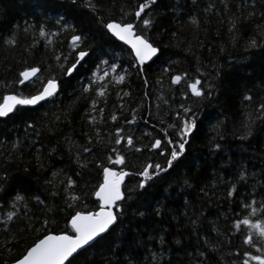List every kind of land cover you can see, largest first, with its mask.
<instances>
[{
	"label": "trees",
	"instance_id": "1",
	"mask_svg": "<svg viewBox=\"0 0 264 264\" xmlns=\"http://www.w3.org/2000/svg\"><path fill=\"white\" fill-rule=\"evenodd\" d=\"M68 2L0 0V102L10 92L24 96L35 94L38 84L15 83L25 67H39L38 76L42 77L59 75L56 55L63 53L71 59L72 33L59 30L55 21L63 16L75 23L73 15L79 13L83 17L77 18L90 17L88 9L81 6L68 9ZM138 2L141 0H102L105 18L119 21L123 17L127 21L129 16L121 9L130 13ZM252 3L253 0H155L151 10H146L154 21L148 34L159 42L161 52L158 58L139 66L145 69L147 85L137 72L138 65L130 48L93 22L90 46L103 49L108 54L104 58L110 63H120L128 73L125 80L107 85L104 96H96L93 91L76 100L81 85L91 76L87 69L94 67L85 63L72 87L55 100L35 106L17 105L13 113L0 117V177H7L5 191L0 192V264L12 263L13 257L40 236L35 229L42 228L39 221L45 218L50 220L48 230L59 232L67 226L69 234L72 233L67 223L70 210L65 206L61 183L66 177L77 180L75 194L80 199L74 205L75 210L82 211L87 206L88 210L96 211L99 204L91 192L103 180L100 163L112 166L106 157L113 150L125 156V165H114L118 171L124 168L137 172L149 159L162 163L163 158L156 150L145 147L150 143L145 133L151 132L163 139L162 129L177 122L175 112L182 103L199 105L198 116L204 121L191 144L186 146L185 163L143 195H138L142 190L135 187L140 177H126L123 191L126 190L128 198L121 221L108 240L82 253L73 264H119L121 260H131L132 264H199V252L205 253L207 264H243V252L260 254L243 244L242 235L232 226L234 220L248 215L238 207L240 203L247 202L253 194L257 201L264 197V135L240 139L242 124L249 112L257 117L254 127L264 128L261 122L264 117L255 111L256 104L264 102V50L248 47L251 39L264 38L261 37L264 0H256L255 8ZM249 12L255 14L244 19ZM234 18L239 19L233 36L229 28ZM41 25L45 27V36L39 34ZM13 31L17 43H5ZM165 68L171 70L165 72ZM180 72H187L190 78L199 76L204 84H215L210 102L201 101L191 93L183 96L187 91L185 82L170 83V76ZM247 94L253 96L252 101L245 100ZM92 97L97 99V110L103 108L102 114L90 112ZM132 109H136L137 119L131 125L125 124L126 119L131 120ZM113 113L117 114L116 121L109 119ZM89 114L97 116L95 124L87 119ZM209 114L218 116L222 123L216 127L218 120H209ZM26 122H32L35 127L27 128ZM116 127L132 134L141 150L135 151L126 142L115 144ZM168 135L175 138L172 129H168ZM17 141L19 144L14 148L12 145ZM213 141L222 148L212 149ZM84 147L92 151L85 153ZM77 152L80 163H77ZM240 166H245L249 173L246 179L237 178ZM53 172L58 176L53 177ZM50 180L56 187L47 183ZM233 183L236 191L228 196ZM82 186H86L89 195L82 194ZM17 192L26 197L27 207L20 204L15 209L20 215L5 227L4 214L14 210L11 199ZM53 192L59 195L53 196ZM35 196H40L55 210L49 212ZM138 211L144 215H137ZM30 219L37 221L32 229L26 228ZM193 220L195 225L191 223ZM247 227L242 225L241 230ZM13 235L16 241L11 240ZM249 264L257 262L250 260Z\"/></svg>",
	"mask_w": 264,
	"mask_h": 264
},
{
	"label": "snow or ice",
	"instance_id": "2",
	"mask_svg": "<svg viewBox=\"0 0 264 264\" xmlns=\"http://www.w3.org/2000/svg\"><path fill=\"white\" fill-rule=\"evenodd\" d=\"M155 0H141L138 2L134 9L130 13L121 12L124 15H128L129 19L126 21L121 18L117 21L113 18H105L106 10L102 4V0H69L67 4L68 9H76L77 6L88 9V19L77 18V16L83 17V13L73 15V19L76 20L75 23H71L65 20L63 16H59L55 24L61 31H69L72 33L70 37V44L74 54L71 59L68 55L60 53L56 55L57 67L59 70V75L52 74L47 77L38 76L40 68L37 66L25 67L23 71L19 72L18 78L15 83L19 85H24L25 82L32 83L34 86L39 85L35 94H30L27 96L10 92L3 95L2 102H0V117H6L10 113H13L17 105H38L40 102H50L55 100L56 96L60 95L67 88L72 87L74 80L78 77L81 72V67L85 63L93 65L87 69L91 73L86 84L81 85L80 95L76 96V100H79L84 93L95 92L96 96H104L106 94L107 85L114 82H123L125 80L127 73L126 69H123L122 65L118 62H109L105 59L108 54L103 51V49L94 48L90 46L89 40L91 32V25L94 22L100 29L107 30L119 40L124 41L130 46L131 52L134 54V59L137 67V72L144 77V83L147 85L148 80L145 75V69L143 66L146 62L153 61L154 58H158L161 49L158 46V41L148 34V30L153 27V18L146 14V10H151L154 6ZM256 0H253L252 7L255 8ZM71 14V13H70ZM254 12H249L244 19L249 16L254 15ZM264 15V14H262ZM239 18L231 19L229 31L233 32L235 35V28L237 20ZM195 22V18H193ZM18 27V26H16ZM88 31H85V28ZM260 28V26H257ZM39 34L41 36L47 35L44 26H38ZM15 32L4 42L10 45H15L17 43L14 38ZM261 37H264V30L261 31ZM35 43V42H34ZM249 48H261L264 50V38L259 41L257 39H251L248 42ZM98 61V62H97ZM171 63V62H170ZM117 69H120L117 72ZM170 68H165L163 71H170ZM199 72V69H197ZM220 73L217 72V76ZM184 81L186 84L187 91L183 92L182 95L187 97L189 93L193 97L199 100H208L210 102L211 98L214 97V92L216 90V85L201 82L199 76L189 77L187 72H180L170 76L171 84H179ZM128 95V93H124ZM245 100L252 101L253 96L251 94L245 95ZM87 99V97H85ZM164 103H167L165 100ZM97 99L95 97L91 98L89 105L90 112H95L97 115L103 113V108L97 110L96 108ZM120 107L123 109L124 104L121 103ZM179 111L175 112L177 117V122L168 124L162 131L165 133L163 139L158 136H153L151 132H146L145 135L150 137V143L145 146L148 150H156L158 155L163 158V162H154L149 159L143 166L141 170L137 172L126 171L121 168L119 171L116 170L114 165H125V156L120 154L118 151L113 150V153L106 157L109 165L104 166L100 163V167L103 169V180L94 186V191L91 192L97 198L99 204L98 211H90L87 206L84 210L77 211L74 205L79 201L80 197L75 194V187L77 186V180L68 176L61 183L64 184L62 191L65 193V206L70 210V219H67L68 225L72 229V233L69 234L67 226L62 231H52L48 230L50 225V220L45 218L39 221L42 225L41 229H35L40 232V236L32 241L30 246H27L23 252L18 256L13 257L12 264H73L78 256L82 253L88 251V249L96 247L110 238L111 233L115 229L117 223L121 221V217L124 215L125 210V191H122V182L125 177L137 176L140 177L135 187L138 190V195H143L147 193L150 188L157 185L158 182H162L165 177H167L170 172L178 168L181 164L185 163L186 156L188 154V147L192 140L196 137L197 132L201 129L204 121L198 116L200 112L199 105L196 106H186L185 104H180L178 106ZM67 111V109L65 110ZM256 112L259 113L260 117H264V102L256 104ZM133 113L131 120H125V124L131 125L137 119L135 112L136 109H132ZM47 115V114H45ZM218 116L213 117L211 114L208 115V119L211 120ZM57 120L60 119L59 116L56 117ZM87 119L95 124L97 116L87 115ZM112 121L117 120V114L113 113L109 116ZM257 117L253 113L249 112L246 116L245 122L242 124V135L240 139L248 140L249 137L258 138L260 135H264V128L256 129ZM264 123V120L261 121ZM27 128H34L35 125L32 122H26ZM168 129H172L175 133V138L168 135ZM51 130V129H50ZM116 136L113 138V142L117 145L122 142H126L128 145L133 146L135 151L139 152L141 150L140 146L134 143V137L132 134H125V130L121 127L115 128ZM91 142V137L88 138ZM99 140V135L96 136ZM138 139V138H137ZM19 144V141L14 143L12 146L15 148ZM212 149H221L222 146L214 141L211 143ZM82 151L89 153L92 149L88 147L82 148ZM77 163H80V153L76 154ZM39 162V157H37ZM43 166V165H41ZM83 167V165H82ZM249 173L245 166H240L238 169V180L246 179ZM53 177H57L58 173L53 172ZM7 177H0V192L5 191V181ZM47 183L52 184L56 187L55 183L50 180ZM187 183V181H185ZM82 194L84 196L89 195L86 190V186H82ZM203 191V189H201ZM236 191V184L233 183L231 188L227 191V195L231 196L233 192ZM59 195V192H53V196ZM34 199L45 206L49 212L55 210L54 206H50L41 200L40 196H35ZM26 197L20 192H17L15 196L11 199V205L14 210L8 211L4 214L3 220L5 222V227H7V222L12 221L14 218L18 217L20 213L16 211L20 204L25 203ZM238 207L242 208L248 215H245L243 219H236L232 222L233 229L240 232L242 235V243L248 245L250 248L257 249L260 254L253 255L248 251L243 252L245 257L243 264H249V261H255L257 264H264V197L257 201L255 194L251 195L247 202L240 203ZM74 212V214H71ZM159 215V212L155 213ZM137 215H144L143 212H137ZM260 218H257V217ZM251 217V218H249ZM34 219H30L26 228L32 229L35 227ZM51 223H54L52 221ZM195 225L196 221H191ZM248 226L246 230H241V226ZM254 232L256 238L254 239ZM17 237L13 235L11 237L12 241H16ZM207 243V241H206ZM199 264H207V257L204 252H199L198 254ZM156 257L153 256V260ZM87 264V262H84ZM119 264H132L131 260H121Z\"/></svg>",
	"mask_w": 264,
	"mask_h": 264
},
{
	"label": "water",
	"instance_id": "3",
	"mask_svg": "<svg viewBox=\"0 0 264 264\" xmlns=\"http://www.w3.org/2000/svg\"><path fill=\"white\" fill-rule=\"evenodd\" d=\"M114 36V35H113ZM115 37V36H114ZM117 40H119L117 37H115ZM120 42H122L123 44H125V45H127L128 47H130L128 44H126L124 41H121V40H119ZM150 62V61H149ZM149 62H146V63H149ZM145 63V64H146ZM30 106H35V105H30ZM126 171H129V170H126ZM126 178V177H125ZM124 181H125V179H124ZM124 181L122 182V191H123V184H124ZM96 198V197H95ZM97 199V198H96ZM99 210V208L96 210V211H98ZM10 264H12V263H10Z\"/></svg>",
	"mask_w": 264,
	"mask_h": 264
}]
</instances>
